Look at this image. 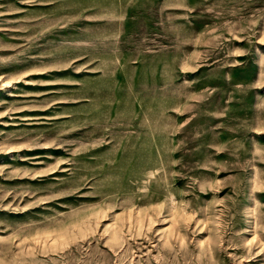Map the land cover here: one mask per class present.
I'll use <instances>...</instances> for the list:
<instances>
[{"label": "rangeland", "instance_id": "rangeland-1", "mask_svg": "<svg viewBox=\"0 0 264 264\" xmlns=\"http://www.w3.org/2000/svg\"><path fill=\"white\" fill-rule=\"evenodd\" d=\"M0 264H264V0H0Z\"/></svg>", "mask_w": 264, "mask_h": 264}]
</instances>
